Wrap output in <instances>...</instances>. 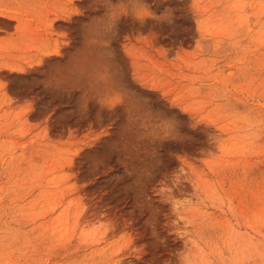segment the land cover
I'll list each match as a JSON object with an SVG mask.
<instances>
[{"label": "rangeland", "instance_id": "obj_1", "mask_svg": "<svg viewBox=\"0 0 264 264\" xmlns=\"http://www.w3.org/2000/svg\"><path fill=\"white\" fill-rule=\"evenodd\" d=\"M0 264H264V0H0Z\"/></svg>", "mask_w": 264, "mask_h": 264}]
</instances>
